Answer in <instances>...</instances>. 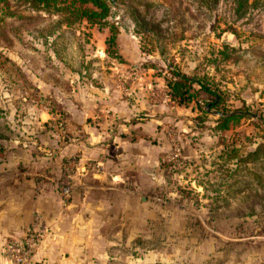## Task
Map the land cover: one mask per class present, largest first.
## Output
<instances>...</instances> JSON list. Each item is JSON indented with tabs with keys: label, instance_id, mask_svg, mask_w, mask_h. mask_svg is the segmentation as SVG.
Masks as SVG:
<instances>
[{
	"label": "rangeland",
	"instance_id": "374dc122",
	"mask_svg": "<svg viewBox=\"0 0 264 264\" xmlns=\"http://www.w3.org/2000/svg\"><path fill=\"white\" fill-rule=\"evenodd\" d=\"M110 1L116 56L107 26L0 3V155L13 145L76 220L39 247L34 211L0 256L37 215L22 264H264V8ZM174 72L225 101L175 100ZM222 107L246 114L220 130Z\"/></svg>",
	"mask_w": 264,
	"mask_h": 264
},
{
	"label": "crops",
	"instance_id": "0c3cea01",
	"mask_svg": "<svg viewBox=\"0 0 264 264\" xmlns=\"http://www.w3.org/2000/svg\"><path fill=\"white\" fill-rule=\"evenodd\" d=\"M4 149L0 155V244L7 236L9 239H19L20 232L27 227L34 211L41 213V226L45 231L39 247L54 245L60 236H70L69 229H73L76 221L72 220L75 208H68L67 205L61 211L55 192L30 174L31 161L24 156L17 157L13 145L9 144ZM75 215L78 213L75 212ZM3 262L5 264L1 255L0 264Z\"/></svg>",
	"mask_w": 264,
	"mask_h": 264
},
{
	"label": "trees",
	"instance_id": "16d2710c",
	"mask_svg": "<svg viewBox=\"0 0 264 264\" xmlns=\"http://www.w3.org/2000/svg\"><path fill=\"white\" fill-rule=\"evenodd\" d=\"M5 0H0L3 3ZM27 2L30 7L38 11H45L47 13H59L63 18L62 20L70 25L81 20L90 25H97L98 27L107 26L109 36L106 37L105 43L107 46L106 53L110 56H116L115 42L117 28L113 23L108 24L106 18L109 16L110 0H23ZM207 4L208 8L214 5L218 0H201ZM232 4V10L236 17L244 15L247 10L255 7L264 8V0H230ZM10 15V14H9ZM223 47L227 45L223 44ZM222 57H226V53L221 51ZM172 81L167 85L171 90V97L175 100L183 101L185 98L191 96L187 93L192 89L193 85L203 91L204 93L212 96L213 100L208 105H216L220 102H224L225 99L216 92L210 89L209 84L205 82L204 77H188L182 73H172ZM216 90V89H215ZM225 107L221 108L220 121L217 124V128L220 130H226L229 125V121H236L238 118L244 116L246 113L239 111L228 113ZM225 111V113H223ZM229 152L225 153L228 154ZM253 154L249 152L246 157H250ZM248 162V159H242L241 163Z\"/></svg>",
	"mask_w": 264,
	"mask_h": 264
},
{
	"label": "built area",
	"instance_id": "2783aa9c",
	"mask_svg": "<svg viewBox=\"0 0 264 264\" xmlns=\"http://www.w3.org/2000/svg\"><path fill=\"white\" fill-rule=\"evenodd\" d=\"M34 221L31 224V227L29 229V232L27 233V238L23 240V244H18V243H8L6 245V255L8 258V263L9 264H22L27 256L30 254L32 245H34V240H33V231L37 227V219L38 216L35 215L33 217ZM22 245V246H19Z\"/></svg>",
	"mask_w": 264,
	"mask_h": 264
}]
</instances>
